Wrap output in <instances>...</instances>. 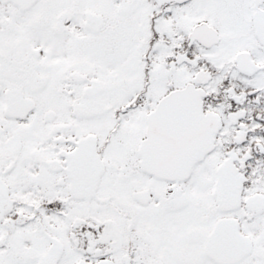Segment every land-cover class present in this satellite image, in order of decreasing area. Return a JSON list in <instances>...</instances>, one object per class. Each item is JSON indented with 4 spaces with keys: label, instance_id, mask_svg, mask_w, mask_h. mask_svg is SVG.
I'll use <instances>...</instances> for the list:
<instances>
[{
    "label": "snow or ice",
    "instance_id": "6c2138e0",
    "mask_svg": "<svg viewBox=\"0 0 264 264\" xmlns=\"http://www.w3.org/2000/svg\"><path fill=\"white\" fill-rule=\"evenodd\" d=\"M0 264H264V0H0Z\"/></svg>",
    "mask_w": 264,
    "mask_h": 264
}]
</instances>
